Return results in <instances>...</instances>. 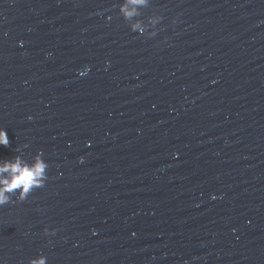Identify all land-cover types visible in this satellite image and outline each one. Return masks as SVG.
Wrapping results in <instances>:
<instances>
[{"label":"water","instance_id":"water-1","mask_svg":"<svg viewBox=\"0 0 264 264\" xmlns=\"http://www.w3.org/2000/svg\"><path fill=\"white\" fill-rule=\"evenodd\" d=\"M0 127V264H264V0H0Z\"/></svg>","mask_w":264,"mask_h":264},{"label":"clouds","instance_id":"clouds-1","mask_svg":"<svg viewBox=\"0 0 264 264\" xmlns=\"http://www.w3.org/2000/svg\"><path fill=\"white\" fill-rule=\"evenodd\" d=\"M133 2H143V0H133ZM121 11L125 16L133 15V12L125 5H121ZM136 26V24H133V29ZM155 31L156 29H153L149 35H155ZM8 144L7 130L0 127V145L7 146ZM47 168L48 163L41 152H37L31 162L23 160L19 156H15L10 160L0 159V206L10 202L9 193L18 190L17 199L23 201L33 189L42 187L48 179ZM44 231L48 232L49 230L45 228ZM28 264H46V262L44 257L37 256L29 258Z\"/></svg>","mask_w":264,"mask_h":264}]
</instances>
